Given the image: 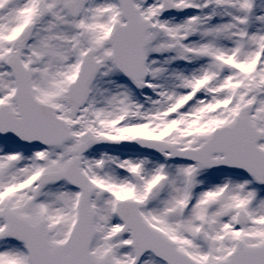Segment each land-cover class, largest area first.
<instances>
[{"label": "snow or ice", "instance_id": "6c2138e0", "mask_svg": "<svg viewBox=\"0 0 264 264\" xmlns=\"http://www.w3.org/2000/svg\"><path fill=\"white\" fill-rule=\"evenodd\" d=\"M0 264H264V0H0Z\"/></svg>", "mask_w": 264, "mask_h": 264}]
</instances>
